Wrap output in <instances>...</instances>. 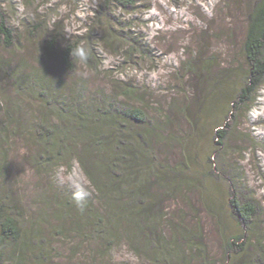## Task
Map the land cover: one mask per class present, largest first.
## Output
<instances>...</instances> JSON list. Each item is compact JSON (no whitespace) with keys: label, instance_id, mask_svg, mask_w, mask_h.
Masks as SVG:
<instances>
[{"label":"rangeland","instance_id":"374dc122","mask_svg":"<svg viewBox=\"0 0 264 264\" xmlns=\"http://www.w3.org/2000/svg\"><path fill=\"white\" fill-rule=\"evenodd\" d=\"M250 1L139 0L137 14L124 16L117 11L116 23L108 26L106 21L93 17L95 0H0V18L14 31L13 45L10 48L0 45V61L9 64L7 72L0 71V187L19 201L25 222L36 226L46 242L51 244L55 264L146 262L128 250L126 244L110 254L100 250L97 247L99 244L93 242L83 243L76 250L79 245L77 236L66 232L74 222H63L58 214L55 215L59 213L60 201L71 197L73 189L62 183L57 175L63 165L54 168L50 174H40L34 165L38 147L34 143L32 129L43 111L30 96L16 93L12 77L18 79L27 76L31 70H41L64 85L82 82L81 104L86 109L106 106L110 99L122 95L125 87L133 88L132 98L119 96L123 105L141 107L150 119L159 123H163L167 116L168 126L164 128L167 135L190 143V152L199 151L203 143L201 134L192 140L194 131L187 120L200 122L205 109L206 115L210 114L208 107L212 95L218 97L219 91L239 86L236 73L246 67L242 46ZM146 8L149 10L146 11ZM119 23H122L121 27ZM120 29H124L123 33L136 34L134 38L137 41L148 44L147 52L129 54L126 44L119 42H113L110 47L107 33L117 34ZM50 33H54L63 44L84 46L88 52L87 63L81 65L74 59L75 70L70 73L57 64L46 62L41 50ZM198 54L212 58L211 68L204 72L200 70L192 75V79L181 76L178 73L181 61L186 62ZM60 94L65 97L64 100L69 97L66 89ZM257 97L249 115L241 116L235 130H229L225 148L213 153V156L225 173L234 178L240 187L246 186L253 195L259 206L256 227L263 229L264 87L258 91ZM10 101L17 105L10 107L5 104ZM219 105L221 107L214 115L227 122L226 118L230 116L225 117V113L220 112L221 108L225 111V104ZM167 145L169 148L161 153V157L168 158L166 162L169 165L179 163L182 156L177 142ZM67 168L72 169L73 162ZM88 199L97 208L106 206L98 200L94 191ZM166 202V219L162 224L165 234H174V228H181V225L184 226L182 234L187 233L186 230L192 231V226L201 224L203 227L204 235L197 237V242L202 244L206 254L192 252V263L224 264V240L213 221L200 211L195 196L183 192ZM189 203L194 210L188 208ZM40 213L42 216L38 223ZM62 222L64 235L56 236L55 231ZM252 243L255 247L260 246L262 253L254 254L257 250L246 246V259L250 256L254 260L259 256L264 263V241L260 245ZM139 244V241L135 242L134 246ZM129 252L134 254L133 258H126ZM5 264L15 262L9 259Z\"/></svg>","mask_w":264,"mask_h":264},{"label":"trees","instance_id":"16d2710c","mask_svg":"<svg viewBox=\"0 0 264 264\" xmlns=\"http://www.w3.org/2000/svg\"><path fill=\"white\" fill-rule=\"evenodd\" d=\"M138 1L95 0L93 17L106 21L109 26L116 23L117 11L124 16L137 14ZM247 10L242 46L246 67L236 73L239 86L219 91L218 97L212 95L208 107L210 114L206 115L205 109L200 122L187 120L194 131L192 140L201 134L203 143L199 151L190 152V143L167 135L164 129L168 126L167 116L159 123L150 119L143 108L123 105L119 96L132 98L133 88L125 87L122 95L110 99L106 106L86 109L81 104L82 82L64 85L41 70H31L18 79L12 77L16 93L27 94L43 111L32 129L38 147L34 165L40 174H50L54 168L68 167L76 161L91 181L98 200L106 204L104 208H97L87 199L83 212L75 206L72 197H64L58 204L59 213L55 215L58 214L63 222H74L66 232L77 236L76 250L83 243L93 242L110 254L126 244L128 250L146 264H193L192 252L206 254L202 244L197 242V237L204 235L202 225L192 226V231L186 230L184 234L181 225L169 236L162 227L166 219V201L189 192L224 240L227 262L224 264H264L259 256L254 260L250 256L246 259V246L257 250L254 254L262 253L261 247L252 243L260 245L264 241V228L256 227L259 206L246 186L240 187L218 166V159L215 161L213 156L225 148L229 130H235L241 116L249 115L258 99V91L264 87V0H251ZM118 25L121 27L122 23ZM123 30L117 34L107 33L109 46L113 42L124 43L129 54H145L148 44L140 43L134 38L136 34L123 33ZM13 40L14 31L0 18V45L10 48ZM76 47L74 43L63 44L50 33L43 41L41 56L46 62L73 73L76 64L71 52ZM211 60L198 54L186 62L181 61L178 73L192 79L200 70L211 68ZM8 69L9 64L0 61V71ZM225 81L226 78L221 82ZM65 89L69 95L66 100L60 94ZM221 103L225 104V111L221 108L220 112L225 113V117L230 116L227 122L214 115ZM5 104L17 105L11 101ZM172 141L177 142L182 160L169 165L168 158H162L161 153ZM6 192L0 187V264L9 259L15 264H55L51 244L36 226L25 222L19 201ZM188 208L192 209L190 203ZM41 216L40 213L38 219ZM58 228L55 235H64V223ZM126 233L129 236H125ZM138 241L140 244L134 246Z\"/></svg>","mask_w":264,"mask_h":264},{"label":"clouds","instance_id":"9594fccd","mask_svg":"<svg viewBox=\"0 0 264 264\" xmlns=\"http://www.w3.org/2000/svg\"><path fill=\"white\" fill-rule=\"evenodd\" d=\"M71 56L81 65L87 63L88 52L84 46H77L71 52ZM62 183H67L72 189L71 197L75 206L83 212L86 207L87 199L94 191L91 181L80 169L78 162L73 161V168L68 169L61 166L57 173ZM133 253H126V258H133Z\"/></svg>","mask_w":264,"mask_h":264}]
</instances>
